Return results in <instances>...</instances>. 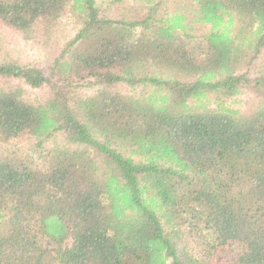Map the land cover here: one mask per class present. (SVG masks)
I'll list each match as a JSON object with an SVG mask.
<instances>
[{
  "label": "trees",
  "instance_id": "16d2710c",
  "mask_svg": "<svg viewBox=\"0 0 264 264\" xmlns=\"http://www.w3.org/2000/svg\"><path fill=\"white\" fill-rule=\"evenodd\" d=\"M107 7L0 0L49 60L0 62V264H264V0Z\"/></svg>",
  "mask_w": 264,
  "mask_h": 264
},
{
  "label": "rangeland",
  "instance_id": "374dc122",
  "mask_svg": "<svg viewBox=\"0 0 264 264\" xmlns=\"http://www.w3.org/2000/svg\"><path fill=\"white\" fill-rule=\"evenodd\" d=\"M109 1L110 0H95V5L97 8L105 12L104 13L105 16L112 19L113 15L108 14L110 12V8L107 7ZM167 7L168 8L170 7L171 9V6H167ZM206 29L207 28H204L202 30H206ZM75 32H76V27L74 24H72L71 19L69 17L66 18L63 17L60 21V25L57 31L59 47L62 46L67 40L71 39L75 35ZM261 56L255 62L254 66L250 69L251 74L253 75H257L259 73L264 74V54H262ZM5 60H15L22 64H31L37 66L39 65V67L46 66V64L49 61L48 57L45 55L44 52L28 46L21 39V36H19L17 32L8 28L0 27V62ZM3 82L5 84L9 83L4 79H0V85H2ZM11 83L16 84L15 82H11ZM19 87H21V91H22V95H21L22 100H24L28 104L36 105L38 103H41L45 98V93H46L45 88L32 89L25 85H21ZM239 99L245 100V96L244 95L239 96ZM50 143L51 141L45 143V145H43L44 147L42 146V150L44 148L50 147L51 146ZM11 144L17 147L19 149V152L23 156L37 155L36 154L37 149L34 147V141L32 139H29L26 135H23L20 138L13 139L11 141ZM35 156L27 157V158L35 161V159L38 158ZM38 164L39 162L37 160L35 165L38 166ZM41 168L43 169V166L39 167L38 170H41ZM231 250L233 251V253L230 252ZM231 250L229 251L227 248H224L223 250L215 254L212 257V259L205 260L206 264H234V259L239 252L234 248H232Z\"/></svg>",
  "mask_w": 264,
  "mask_h": 264
}]
</instances>
